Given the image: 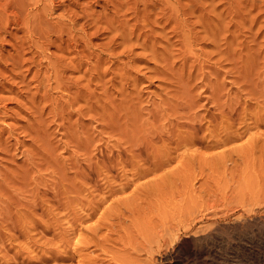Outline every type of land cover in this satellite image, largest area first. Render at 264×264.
<instances>
[{
  "label": "rangeland",
  "instance_id": "rangeland-1",
  "mask_svg": "<svg viewBox=\"0 0 264 264\" xmlns=\"http://www.w3.org/2000/svg\"><path fill=\"white\" fill-rule=\"evenodd\" d=\"M256 222L264 0H0V264H194L178 234Z\"/></svg>",
  "mask_w": 264,
  "mask_h": 264
},
{
  "label": "bare ground",
  "instance_id": "bare-ground-1",
  "mask_svg": "<svg viewBox=\"0 0 264 264\" xmlns=\"http://www.w3.org/2000/svg\"><path fill=\"white\" fill-rule=\"evenodd\" d=\"M184 231L188 232V229L182 230V232ZM262 232H264V222H256L253 225H246L245 227L240 226L229 231L223 230V233L226 234L225 237L237 238L238 241H242L244 243L238 244L239 246L230 245L227 239L221 240V237H217L219 241L215 243V237L212 240L210 237L206 236L191 235L189 239L185 240V238L180 237V234H178L175 241L177 242V252L179 254H186L187 256L193 254L194 259L199 260V262L197 261L194 264H207V261L205 260V253L207 256H210L212 254L211 249L214 248L208 247V242L210 243V246L218 247V250L214 249L218 252V255L213 256V259L211 260L213 264H227V257L222 255L221 252L234 253L235 255L233 256V260L236 262L235 264H262V262H264V256L257 253L255 254V250L252 248L254 246L264 247V238L260 237ZM188 244H193L196 247H188ZM261 251L264 252V249H261Z\"/></svg>",
  "mask_w": 264,
  "mask_h": 264
}]
</instances>
